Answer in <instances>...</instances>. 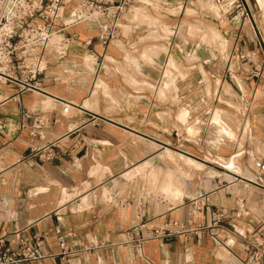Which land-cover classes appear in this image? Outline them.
Instances as JSON below:
<instances>
[{"label": "crops", "instance_id": "crops-1", "mask_svg": "<svg viewBox=\"0 0 264 264\" xmlns=\"http://www.w3.org/2000/svg\"><path fill=\"white\" fill-rule=\"evenodd\" d=\"M186 1L133 0L107 43L98 24H77L66 55L47 57L42 93L0 85V236L14 246L44 235L50 257L39 264H250L249 247L264 244V40L242 13L220 44L188 36L194 25L149 24L150 14L179 17ZM33 119L44 121L37 131ZM48 143L58 146L51 160L25 158ZM182 156L229 165L182 173ZM199 192L213 228L152 236L157 222L186 221ZM197 222L210 225L211 213ZM140 223L139 247L130 237Z\"/></svg>", "mask_w": 264, "mask_h": 264}, {"label": "built area", "instance_id": "built-area-1", "mask_svg": "<svg viewBox=\"0 0 264 264\" xmlns=\"http://www.w3.org/2000/svg\"><path fill=\"white\" fill-rule=\"evenodd\" d=\"M133 0H0V85L13 84L21 91L42 93L39 76L47 64V57L56 60L64 57L71 41L77 36L73 28L83 22L95 23L100 27L99 39L102 43L117 38L124 14ZM218 2V0H217ZM70 6V9L67 7ZM101 19H105L100 24ZM63 112L70 105L63 103ZM29 117V112H25ZM44 124L42 119H33V131ZM55 143H48L30 149L25 156L28 160L48 161L55 156ZM190 211L186 221L165 220L154 224L152 236L168 237L194 233L197 238L207 228L218 223L211 212L207 193L199 192L189 199ZM211 213V224L197 222L201 210ZM144 223L132 228L130 241L139 247L144 237L140 229ZM60 234V230H55ZM211 238L218 242L216 233ZM6 236H0V264H39L50 257L44 235L34 233L18 236L15 245ZM61 256L70 253L63 239L58 238ZM250 264H264V244L249 247Z\"/></svg>", "mask_w": 264, "mask_h": 264}, {"label": "rangeland", "instance_id": "rangeland-1", "mask_svg": "<svg viewBox=\"0 0 264 264\" xmlns=\"http://www.w3.org/2000/svg\"><path fill=\"white\" fill-rule=\"evenodd\" d=\"M151 7L161 9L162 11H165L166 13H171L170 9H165L166 6H162L156 3L151 2ZM226 7H230V13L227 15L225 19V14H223V11L226 9ZM251 11H250V10ZM241 13L242 17L245 19V21L249 24L250 22L254 23L259 27V31L261 32V35L264 40V0H188L183 6V10L179 17L177 18H170L167 15L163 14H154V15H147V19L150 21L149 24L151 26L154 25H168V24H181V25H194L196 26V32L187 33V35H198L201 37V40L204 41L206 38L209 40L211 39L214 44H220L224 40L223 32H221V29H223L224 25L227 24L228 20H231L237 15V18H234L235 24L241 25ZM207 30V31H206ZM185 35V33H180ZM135 49L134 45H132V49L129 52V54L133 55V50ZM260 53L263 55V51L260 47H258ZM219 50V49H218ZM100 69H104L103 66L100 67ZM107 71L110 70V65L106 67ZM118 69V68H117ZM181 71L179 72V76L186 77L189 75L190 71L183 66L181 67ZM120 71V69H118ZM161 73H163V80H169V78H173V74H175L172 71V68L170 65H163L161 69ZM204 79L207 80L205 72H203ZM178 74V73H177ZM166 80V81H167ZM164 84L166 83L163 81ZM169 82V81H167ZM219 82V81H218ZM168 84V83H166ZM264 146V145H263ZM264 149V147H263ZM264 151V150H263ZM170 154V152H169ZM173 159L175 157L173 154H170ZM182 158V159H181ZM177 159H181V168L182 173H185V169L189 168H198L203 169L206 167H228L226 164L227 161L223 159H217V158H207V163L196 160L193 161L190 158L181 157ZM197 163V166L193 163ZM198 161V162H197ZM199 162H202L199 163ZM199 163V164H198ZM238 164H241V160H237ZM168 166V164H167ZM177 166V165H176ZM262 168H264V165H261ZM201 171V170H199ZM182 178H188L185 175H183ZM184 182V179H183Z\"/></svg>", "mask_w": 264, "mask_h": 264}, {"label": "bare ground", "instance_id": "bare-ground-1", "mask_svg": "<svg viewBox=\"0 0 264 264\" xmlns=\"http://www.w3.org/2000/svg\"><path fill=\"white\" fill-rule=\"evenodd\" d=\"M245 1V0H244ZM156 27V26H155ZM228 62V61H227ZM162 69V68H161ZM163 75V74H162ZM193 161H195V160H193ZM199 164V163H198Z\"/></svg>", "mask_w": 264, "mask_h": 264}]
</instances>
